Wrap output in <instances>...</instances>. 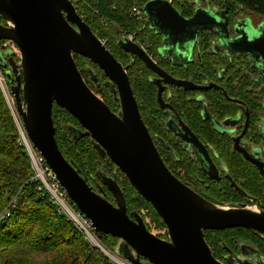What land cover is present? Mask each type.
<instances>
[{
	"label": "water",
	"instance_id": "95a60500",
	"mask_svg": "<svg viewBox=\"0 0 264 264\" xmlns=\"http://www.w3.org/2000/svg\"><path fill=\"white\" fill-rule=\"evenodd\" d=\"M143 12L151 29L163 37L165 48L161 54L174 50L176 55L188 58L198 35L208 31L215 38L214 51L249 56L257 70L259 64L264 66V25L246 30L234 27L232 31L227 10L216 13L214 8L197 9L193 18L185 19L167 0L151 1ZM0 20L5 23L0 24V43H12L20 54V61L16 62L13 50L3 53L0 49V66L5 70L27 134L71 200L91 220L97 236L119 240L113 249L118 257L132 264H225L213 255L205 232L242 228L264 237V210L216 205L172 174L142 119L127 68L83 20L72 0H0ZM189 33L193 34L188 41H181ZM181 42L184 47L177 46ZM118 45L160 76L161 80L154 82L159 86L160 103L162 82L186 90L211 89L173 79L132 41L122 38ZM75 56L90 60L103 72L105 85L119 103L118 112H113L90 88ZM90 74L96 82L93 71ZM54 105L68 112L85 131L71 128L76 143L84 136L90 137L100 156L107 157L117 168L114 177L98 174L101 192L95 191L61 152L53 121ZM187 142L203 148L194 135ZM245 157L264 176V161L257 153ZM118 170L156 211L168 239L152 234L139 213L129 216L124 193L116 180ZM103 187L115 204L109 201Z\"/></svg>",
	"mask_w": 264,
	"mask_h": 264
},
{
	"label": "flooded vegetation",
	"instance_id": "af4514ba",
	"mask_svg": "<svg viewBox=\"0 0 264 264\" xmlns=\"http://www.w3.org/2000/svg\"><path fill=\"white\" fill-rule=\"evenodd\" d=\"M167 1L185 19L193 18L197 9L214 8L216 13L227 10L226 15L232 31L234 27L246 30L250 27L258 29L264 25V15L235 4L230 7L227 5L228 0ZM143 9L144 7L139 9V16H142L146 25L140 31L145 30L148 33L146 44L149 49L140 45L136 39L134 43L138 44L152 61L173 79L190 82L198 87L211 88L186 90L162 82L163 92L160 103L159 86L154 83L161 80L160 76L141 61L153 74L150 82L155 86L156 104L161 111L158 124L161 125L162 135L160 132L151 134L148 130L164 162L165 160L169 162L171 170L168 169L203 198L206 197V191L218 187L223 193L230 194L231 198L236 200L235 203L228 204V208L247 206L264 210V176L259 168L245 157L246 154L250 156L257 153V156L264 161V66L261 67L259 64L257 70L249 60V56L219 54V51H214L212 46L215 38L208 31L198 35L194 50L188 58L182 54L176 55L174 50L161 54L160 51L165 48L163 37L156 30L151 29ZM1 23L5 24L0 20ZM192 34L181 37V41L186 43ZM150 37L154 38L153 42ZM125 39L128 40V37ZM204 40L208 46L202 51ZM184 43L181 42L177 46L182 47ZM261 47L264 54V42ZM150 48H153L154 56L149 55ZM131 58L137 57L131 56ZM106 82L107 78L101 84V89L107 88L113 94L111 88L105 85ZM113 96L115 97L114 94ZM81 131L85 132L83 129ZM207 131L218 137L221 143L214 146L204 141L201 134ZM191 135L199 139L203 148L192 146L187 142V138ZM87 137L84 136L80 140ZM88 138L94 148L92 139ZM236 139H239L237 144ZM231 164L235 165L238 173H235ZM119 172L118 170L117 182ZM98 174L114 177V173L101 165L95 175L87 178L89 185L95 191L101 192L102 185ZM252 190L256 192L253 194ZM104 191L109 201L115 204L111 193L106 188ZM234 240L232 248L224 247L222 253L217 252L214 256L225 264H243L245 261L264 262V258L252 243L240 239Z\"/></svg>",
	"mask_w": 264,
	"mask_h": 264
},
{
	"label": "trees",
	"instance_id": "16d2710c",
	"mask_svg": "<svg viewBox=\"0 0 264 264\" xmlns=\"http://www.w3.org/2000/svg\"><path fill=\"white\" fill-rule=\"evenodd\" d=\"M149 1L151 0H72L83 20L98 38L105 42L114 57L127 68L142 119L151 134L160 132L162 135L161 125L158 124L161 111L156 104L155 86L150 82L153 74L141 60L131 58L118 45L122 38L137 33L136 41L149 49L146 44L148 33L145 30L140 31L146 23L142 16H136L134 13V9H142ZM233 4L264 15V0H228L227 5L232 7ZM221 5L223 6V3ZM88 16L90 18H87ZM102 21L108 29L103 28ZM150 40L153 42L154 38L150 37ZM3 43L5 42L0 43V49L4 53L6 50L2 48ZM207 46L204 40L202 51H205ZM152 50L153 48H150L149 55L155 54ZM74 58L90 88L95 90L96 94H101L102 100L113 112H118L119 103L116 98L107 88L101 89V84L106 79L103 72L90 60L80 56ZM77 59L88 61L90 66L81 71ZM0 70L5 72L1 66ZM90 70L93 71L96 82L92 79ZM53 121L61 152L69 162L76 165L86 180L95 175L101 165L107 170H117L108 158H102L91 146L88 137L84 140L79 139L76 143L71 135V128L81 127L77 120L57 105L53 107ZM201 137L214 146L221 143L218 137L208 131L201 134ZM165 163L171 170L169 162L165 160ZM232 166L235 173H238L235 165ZM32 177L29 160L18 145L17 129L0 88V215L9 203L12 204L15 200L10 217H0V264H109L108 259L100 251L90 250L73 227L57 214L49 200L38 193ZM125 180L124 185H119L124 193L129 216L133 218V214L139 213L140 207L146 205L151 209L159 225L165 227L153 207L136 192L126 177ZM206 192L205 198L216 205L227 206L236 202L230 194L223 193L218 187ZM252 192L254 194L256 191ZM205 239L213 255L217 252L222 253L224 247L232 248L234 239H240L252 243L264 258V238L251 230L239 228L207 231ZM100 240L111 250L119 242L112 236H101Z\"/></svg>",
	"mask_w": 264,
	"mask_h": 264
},
{
	"label": "built area",
	"instance_id": "2783aa9c",
	"mask_svg": "<svg viewBox=\"0 0 264 264\" xmlns=\"http://www.w3.org/2000/svg\"><path fill=\"white\" fill-rule=\"evenodd\" d=\"M134 13L136 14V16L140 15V11L138 9H134ZM128 40L134 42V38L132 36H129ZM10 96L13 99V106L9 104L8 108L17 129L18 145L24 150L27 155L33 173L32 181L37 185V189L42 193V197H46L49 200L50 204L53 205V207L55 208L57 214L59 216H62L66 220V222L73 227L74 231L81 236L82 240L87 244L90 250L100 251L108 259L109 264H132L118 257L113 252V250H110L101 242L100 238L95 232L91 220L88 219L87 216L83 214L78 209L76 204L71 200L67 191L58 181L55 173L48 165L41 152L38 150V148H36L34 143L29 138L27 131L24 127L23 121L17 112L16 104L13 96L11 95V92ZM14 207L15 202L10 204V207L7 209L3 216L10 217L12 209ZM145 224L147 225L146 222ZM150 232L155 236L159 237L151 230ZM164 235L165 238L162 239H168L167 231L166 233H164Z\"/></svg>",
	"mask_w": 264,
	"mask_h": 264
},
{
	"label": "rangeland",
	"instance_id": "374dc122",
	"mask_svg": "<svg viewBox=\"0 0 264 264\" xmlns=\"http://www.w3.org/2000/svg\"><path fill=\"white\" fill-rule=\"evenodd\" d=\"M87 18H90V16H88ZM101 25L103 26V28H107L108 29V27H107V25L104 23V21H102V23H101ZM137 35V33H135V34H133V35H129V36H132L134 39H135V36ZM105 43V42H104ZM2 48L4 49V50H7V49H13L14 50V52H15V54H16V59L18 60V61H16V59H15V61L16 62H19L20 61V54H19V52H18V50L11 44V43H9V42H5V43H3V45H2ZM85 60V59H84ZM77 61H78V63H79V66H80V69H81V71L83 70V69H85L86 70V68L88 67V66H90V64L88 63V61H82L81 59H77ZM86 78V77H85ZM3 86V87H2ZM0 88H1V91H2V94H3V97H4V99H5V101H6V104H7V106L10 104L11 106H13V99L11 98V96H10V87H9V85L6 83V80H5V76H4V71H1L0 70ZM94 92H95V90H94ZM96 93V92H95ZM97 95L100 97V98H102L101 97V94H98L97 93ZM115 172V170L113 171V173ZM125 176L121 173V172H119L118 173V182H119V184H125ZM38 193H40V195L42 196V193L40 192V191H38ZM44 198H46V197H44ZM13 202H15V200L13 201ZM12 203V202H11ZM10 207V203H9V205L7 206V208L3 211V213L0 215V217H2L4 214H5V212L7 211V209ZM226 207H228V206H226ZM139 214L144 218V220H145V222L147 223V225H148V227H149V229L152 231V232H154L156 235H158L159 237H161V238H165V235H164V233H166V227H161L160 225H159V222H158V220L153 216V214H152V211H151V209L148 207V206H146V205H143V206H141L140 207V209H139ZM111 250V249H110ZM116 254V253H115ZM117 255V254H116Z\"/></svg>",
	"mask_w": 264,
	"mask_h": 264
}]
</instances>
